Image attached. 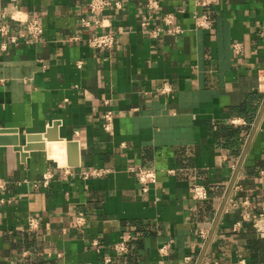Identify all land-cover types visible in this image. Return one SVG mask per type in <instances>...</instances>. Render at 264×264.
<instances>
[{"label": "crops", "instance_id": "1", "mask_svg": "<svg viewBox=\"0 0 264 264\" xmlns=\"http://www.w3.org/2000/svg\"><path fill=\"white\" fill-rule=\"evenodd\" d=\"M89 1L0 0V130L16 132L0 136V264H264V0H107L102 27ZM139 168L157 174L147 193Z\"/></svg>", "mask_w": 264, "mask_h": 264}, {"label": "built area", "instance_id": "2", "mask_svg": "<svg viewBox=\"0 0 264 264\" xmlns=\"http://www.w3.org/2000/svg\"><path fill=\"white\" fill-rule=\"evenodd\" d=\"M221 0H198L196 1L195 5L197 7H203L208 11L210 8L217 7L220 4ZM159 0H146V8L148 11L156 10L159 7ZM110 3L107 0H90L88 4V11L89 14L96 16V19L93 21L94 27H102V22L97 18L98 15L103 13L108 7ZM195 25L197 28H200L205 31L212 30L213 23L211 21V17L209 12H206L201 15H196L194 17ZM147 19H145L146 21ZM175 20V16L172 14L165 15L163 17V26L162 27H150L147 33L153 39H157L163 33L164 27H170ZM83 26L89 27L88 21H83ZM167 30L168 33H178L177 30ZM1 32L4 31L1 29ZM43 34V28L38 20H31L27 23L26 26V36L33 42L39 40L40 36ZM24 37V36H21ZM11 42H16L17 37H10ZM116 39L112 33H94V35L88 40V45L94 49L98 50H110L115 45ZM259 91L264 93V75L259 76ZM103 127L106 131H111L112 126V115L110 112H107L103 116ZM136 174L138 177V181L141 185V189L144 193H147L150 189V186L154 185L157 181V174L154 169H144L139 168L136 169ZM103 172L95 171L92 174L95 176L102 175ZM51 178L50 175H45L43 178V183L46 185ZM2 187V185H0ZM192 198L195 202H202L208 200V192L207 189L202 185H194L193 186V195ZM256 221V219H255ZM86 223V219L83 213H79L75 218V225L77 227H82ZM39 227V221L36 218H29L27 220L25 230L28 232L36 231ZM258 230L261 231L259 228ZM199 235L203 238L204 233L200 232ZM131 240V236H124L121 243L115 246L114 251L116 254H126L128 252L127 244ZM93 245L97 246V242H93ZM167 247H163L160 249V253H165ZM104 264H112L113 260L111 257H104L103 259Z\"/></svg>", "mask_w": 264, "mask_h": 264}, {"label": "water", "instance_id": "3", "mask_svg": "<svg viewBox=\"0 0 264 264\" xmlns=\"http://www.w3.org/2000/svg\"><path fill=\"white\" fill-rule=\"evenodd\" d=\"M16 132L14 130H0V136L4 135V134H15ZM5 139H2V137H0V145L1 142H3ZM12 143L10 145H12L16 151H22V149L19 147L18 143H16V138L11 139Z\"/></svg>", "mask_w": 264, "mask_h": 264}, {"label": "trees", "instance_id": "4", "mask_svg": "<svg viewBox=\"0 0 264 264\" xmlns=\"http://www.w3.org/2000/svg\"><path fill=\"white\" fill-rule=\"evenodd\" d=\"M249 112H252V115L251 117H249V120H252L253 116L255 115L254 113V110H252V108L248 109Z\"/></svg>", "mask_w": 264, "mask_h": 264}]
</instances>
